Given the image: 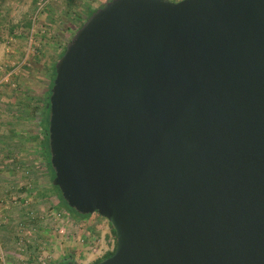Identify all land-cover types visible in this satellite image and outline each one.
<instances>
[{
    "label": "water",
    "instance_id": "1",
    "mask_svg": "<svg viewBox=\"0 0 264 264\" xmlns=\"http://www.w3.org/2000/svg\"><path fill=\"white\" fill-rule=\"evenodd\" d=\"M47 108L54 186L116 233L95 264H264V0H111Z\"/></svg>",
    "mask_w": 264,
    "mask_h": 264
},
{
    "label": "rangeland",
    "instance_id": "2",
    "mask_svg": "<svg viewBox=\"0 0 264 264\" xmlns=\"http://www.w3.org/2000/svg\"><path fill=\"white\" fill-rule=\"evenodd\" d=\"M110 1L0 0V130L34 132L39 144L48 126L44 106L52 66L92 14ZM24 229L11 223L8 232H0V264H36L26 249L34 236ZM79 229L75 224L74 231Z\"/></svg>",
    "mask_w": 264,
    "mask_h": 264
},
{
    "label": "crops",
    "instance_id": "3",
    "mask_svg": "<svg viewBox=\"0 0 264 264\" xmlns=\"http://www.w3.org/2000/svg\"><path fill=\"white\" fill-rule=\"evenodd\" d=\"M34 134L0 130V232H8L10 224L15 223L20 230L25 228V233L32 234L26 249L36 264H40L42 252L50 256V264L80 260L95 264L115 249L114 229L95 214L80 217L59 211L68 218L69 228H62L51 217L58 208L53 202L59 205V197L43 148L44 137L36 145ZM75 224H79L77 232Z\"/></svg>",
    "mask_w": 264,
    "mask_h": 264
},
{
    "label": "trees",
    "instance_id": "4",
    "mask_svg": "<svg viewBox=\"0 0 264 264\" xmlns=\"http://www.w3.org/2000/svg\"><path fill=\"white\" fill-rule=\"evenodd\" d=\"M103 7H104V6H103ZM103 7H102V8H103ZM98 10H99V9H98ZM96 11H97V10H96ZM29 26H30V25H29ZM65 51H66V48L61 52L60 58L64 55ZM60 58H59V59H60ZM57 63H58V62L54 63L53 66H52V83H51V86H50L49 91H48V94H47L46 105L44 106V111L47 113V116H48V117H49L50 110L47 108V105L49 104L50 95H51V89H52V87H53V81H54V79H55V77H56V65H57ZM48 117H47V122H48V126H49ZM48 126H47V128L44 130V141H43L42 144H43V148H44V150H45V153H46V155H47V161H49V164L51 165V163H50V150H49ZM51 167H52V166H51ZM52 171H53V178H55V172H54L53 168H52ZM54 188L57 190L56 193H57V195H58V197H59V205H58L56 202H53V203H54V205H55L56 207L59 208L60 211H64V209H69L72 213H74V214H76V215H79L80 217H86V216H83V215L78 214L75 210L71 209V208L68 206V204L65 202V200L63 199L60 190H59L57 187H55V186H54ZM113 231H114V230H113ZM114 234H115V236H116L115 231H114ZM116 246H117V243H116ZM116 246H115V249H114L112 252H110L109 254H107L104 258H102L101 260L97 261L96 263L101 262L102 260H104V259L110 257L111 255H113V253H114L115 250H116ZM68 262H69V261H68Z\"/></svg>",
    "mask_w": 264,
    "mask_h": 264
},
{
    "label": "built area",
    "instance_id": "5",
    "mask_svg": "<svg viewBox=\"0 0 264 264\" xmlns=\"http://www.w3.org/2000/svg\"><path fill=\"white\" fill-rule=\"evenodd\" d=\"M0 208H1V203H0ZM51 217L55 221L59 222L60 224H63V223L67 224L68 223V218L63 217L62 213H60L59 211L53 210L51 213ZM64 220H65V222H63ZM59 225H56V226H59ZM39 258H40L39 259L40 264H50V256L48 254L46 255L44 252H42Z\"/></svg>",
    "mask_w": 264,
    "mask_h": 264
}]
</instances>
